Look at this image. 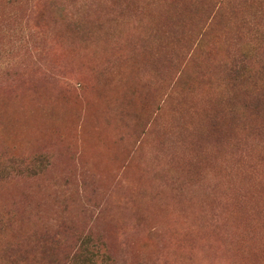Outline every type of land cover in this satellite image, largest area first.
<instances>
[{"label": "rangeland", "instance_id": "374dc122", "mask_svg": "<svg viewBox=\"0 0 264 264\" xmlns=\"http://www.w3.org/2000/svg\"><path fill=\"white\" fill-rule=\"evenodd\" d=\"M86 253L264 264V0H0V264Z\"/></svg>", "mask_w": 264, "mask_h": 264}, {"label": "trees", "instance_id": "16d2710c", "mask_svg": "<svg viewBox=\"0 0 264 264\" xmlns=\"http://www.w3.org/2000/svg\"><path fill=\"white\" fill-rule=\"evenodd\" d=\"M94 248V247H92ZM84 247L82 248V250L84 251ZM93 249L90 250V252L92 251ZM86 251V250H85ZM88 258H84L83 255H78L76 258L70 260V264H94L97 262V259L95 258L96 256L94 254H91V253H86ZM82 260V261H81ZM80 261V262H79Z\"/></svg>", "mask_w": 264, "mask_h": 264}]
</instances>
